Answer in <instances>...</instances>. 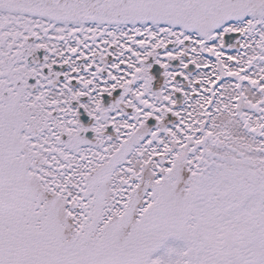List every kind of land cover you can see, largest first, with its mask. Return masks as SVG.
I'll return each instance as SVG.
<instances>
[{"label":"snow or ice","instance_id":"snow-or-ice-1","mask_svg":"<svg viewBox=\"0 0 264 264\" xmlns=\"http://www.w3.org/2000/svg\"><path fill=\"white\" fill-rule=\"evenodd\" d=\"M0 264H264V0H0Z\"/></svg>","mask_w":264,"mask_h":264}]
</instances>
